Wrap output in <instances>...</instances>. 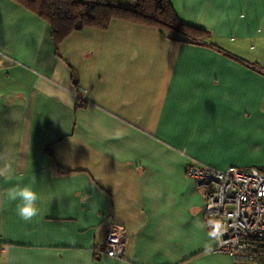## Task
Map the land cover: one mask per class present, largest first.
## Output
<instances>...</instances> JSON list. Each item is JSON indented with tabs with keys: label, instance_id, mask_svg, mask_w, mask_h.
<instances>
[{
	"label": "crops",
	"instance_id": "crops-1",
	"mask_svg": "<svg viewBox=\"0 0 264 264\" xmlns=\"http://www.w3.org/2000/svg\"><path fill=\"white\" fill-rule=\"evenodd\" d=\"M169 1L214 45L113 20L56 56L48 23L0 0V264H234L185 168L264 170V0ZM27 184L25 222L7 192ZM114 224L118 258L98 251Z\"/></svg>",
	"mask_w": 264,
	"mask_h": 264
},
{
	"label": "built area",
	"instance_id": "built-area-1",
	"mask_svg": "<svg viewBox=\"0 0 264 264\" xmlns=\"http://www.w3.org/2000/svg\"><path fill=\"white\" fill-rule=\"evenodd\" d=\"M185 175L203 190V216L210 222L212 252L228 255L234 264H264V170L188 165ZM125 229L112 225L98 251L118 258Z\"/></svg>",
	"mask_w": 264,
	"mask_h": 264
},
{
	"label": "trees",
	"instance_id": "trees-1",
	"mask_svg": "<svg viewBox=\"0 0 264 264\" xmlns=\"http://www.w3.org/2000/svg\"><path fill=\"white\" fill-rule=\"evenodd\" d=\"M46 21L58 56L62 42L86 28L106 30L113 20L181 35L191 44L209 43L210 33L183 23L169 0H13ZM229 55V54H228ZM230 57H233L230 55ZM72 71V76H73Z\"/></svg>",
	"mask_w": 264,
	"mask_h": 264
},
{
	"label": "clouds",
	"instance_id": "clouds-1",
	"mask_svg": "<svg viewBox=\"0 0 264 264\" xmlns=\"http://www.w3.org/2000/svg\"><path fill=\"white\" fill-rule=\"evenodd\" d=\"M6 171H0V176L5 175ZM8 198L16 201V213L25 222L31 221L40 213L38 201L40 194L34 190L31 184L16 185L7 192Z\"/></svg>",
	"mask_w": 264,
	"mask_h": 264
}]
</instances>
